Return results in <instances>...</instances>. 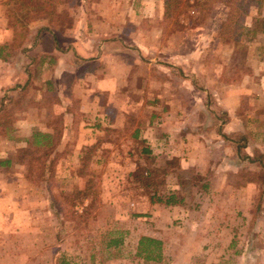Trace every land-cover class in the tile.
<instances>
[{"label":"rangeland","instance_id":"obj_1","mask_svg":"<svg viewBox=\"0 0 264 264\" xmlns=\"http://www.w3.org/2000/svg\"><path fill=\"white\" fill-rule=\"evenodd\" d=\"M189 5L164 19L163 0H0V29L12 36L6 54L16 52L10 62L28 79L18 85L26 87L22 101L9 107L14 117L6 124L11 130L0 136V158L12 159L23 146L29 130L21 118L42 119L35 114L47 112L28 103L39 100L44 78L57 76L53 66L36 67L43 58L35 47L42 32L50 37L44 49L55 51L45 59L68 51L76 37L84 48L86 59L58 69L63 98L73 94L76 108L90 97L85 84L109 78L117 88L99 97L96 137L67 134L46 181L23 167L0 168L4 178H18L7 188L13 200L5 209L0 202V264H58L60 256L68 264H264L263 171L246 160L233 163L236 155L245 156L234 150L244 146L242 134L235 141L226 139L224 148L202 151L184 138L192 132L195 141L214 134L217 122L224 123L236 106V93L242 94V115H249V97L264 93V85L254 81L264 77V0H189ZM75 80L76 92H68ZM16 84L4 91L0 107L17 96ZM219 103L229 112L217 116ZM79 137L84 145L73 147L71 139ZM142 148L149 154H140ZM220 155L224 166L217 171L225 179L218 198L211 192L218 185L216 165L207 162H217ZM171 158L179 159V168L163 164ZM152 160L160 168L156 180H164L157 193L182 196L179 208L152 206L137 188L135 179L144 176ZM204 183L210 185L209 194L201 190ZM84 185L90 186L92 200L88 217H64L59 192ZM116 232L122 233L123 243L116 257H109L114 251L103 249L100 236L116 238ZM142 235L160 242V261L143 262L134 255Z\"/></svg>","mask_w":264,"mask_h":264},{"label":"crops","instance_id":"obj_2","mask_svg":"<svg viewBox=\"0 0 264 264\" xmlns=\"http://www.w3.org/2000/svg\"><path fill=\"white\" fill-rule=\"evenodd\" d=\"M45 32V31H44ZM42 32L40 34V36L36 35L38 38V42L40 41V39H42L41 44H37V40H36V46H38L36 49L40 48V55H43V62L41 67H43V69H45V66L48 68L52 67L53 71L55 72L57 76H49L48 78H44L43 82H42V88H40L41 92H39L40 96H39V100H29L28 103H30L31 105H33V108L35 110H40L39 108L42 107V110H46L47 112L43 115L41 114H35L34 117L37 116H42V119H36L33 118V116H25V118H21L19 121L20 122H24L27 126H28V133L27 135L22 139L23 141V146H25V142L26 139L29 138V136L31 135L32 132H39V133H45V134H52L54 132H60V139H59V143L58 145L55 147L58 148L59 145H61V143H66L65 140L66 139V135L67 134H78V133H86V132H90V134L92 135V137H96V134L99 131V126L95 123V121H97V118L101 117L100 113H99V97H104V96H108V95H112V93H114V90L117 89L116 88V81L115 80H111L109 78L106 79H96L94 80V82H90L91 84H85V89L84 91H86V94H88L90 97L89 99L86 100V102L84 103L83 101L80 102V107L76 108V106L72 105L71 102L72 100H74V95L70 94L66 96V98H63L64 95V89H65V84H63V79L60 77L63 72H60L58 69H61L60 67H65L64 65L66 64V66H68V68L74 67L76 65V63L81 62V59H86L83 58L82 56V49L83 46L80 43V40L76 37V39L78 40V42H74L72 41V45H70L71 47L69 48L68 51L61 53L58 52L56 53V55L54 57H47V59L44 58V55H53L52 53H54V48H47L44 49V47L42 46L45 40H48L49 35H46L44 37H42L44 34H48L47 32ZM12 39V36L10 34V32H8L5 27L1 30L0 29V48H6L4 50V56H0V103H4V101H2V95H4V91L11 85H13L14 83L17 85L14 89L18 90V85L21 81H23V83L26 81V72H24V76L20 75V68L19 66H15L12 60L13 59H17L18 55L16 54V52H10V56H7V49H9V45H10V41ZM85 45H87V48L90 46L91 49L93 50V46L89 45L87 43H85ZM56 47V46H55ZM58 47H61L58 46ZM100 49V48H98ZM53 58V59H51ZM76 63H75V61ZM11 61V62H10ZM56 69V70H55ZM25 70V68H23V71ZM58 70V71H57ZM63 71H65L63 69ZM69 71V70H68ZM60 73V74H59ZM70 82L72 81V79L69 80ZM88 81V79L86 80ZM254 81H256L255 83L258 86H262L264 85V77L259 78V79H255ZM85 83V82H84ZM52 85L53 89L51 90L49 87L47 90V86ZM70 86L68 87V92L70 90L71 93H74V91L76 92V87L78 84V80L73 81L72 83L69 84ZM119 85V84H118ZM111 88H110V87ZM92 87H94L93 91H92ZM47 94H52V96L55 95V100L54 102L50 105L48 102V95ZM101 94V95H100ZM47 95V96H46ZM242 94H237L236 93V98H237V103L236 106L233 107H228V109L226 108L227 106L225 104H220L223 103L222 101V96L220 94H216L215 93V98L220 102V108H218L216 111L217 116H220L219 113L221 112H229V110L231 111V113L229 114H225L226 120L224 123H220L217 122V127L216 131H214V134L211 135V133L209 134L210 136L207 137H203L202 140H200L199 138H197V141H195V136H194V132H192V135L188 136V137H184L185 140H187V142L189 143H196L195 147L192 146H188V148L190 149V147H194V148H200L199 150H207V149H221L224 148V146H222L221 144H225L226 139L228 140H232L235 141L234 138L235 137H239L240 135L239 133H241V140L243 142H245L244 146L238 147L235 146L234 150L237 152V150H240L239 155H245L243 158H241V160L239 161L240 163H242L243 161L247 160L246 158H251V155L254 152H259L261 154H264V93H256V94H252L249 97L250 100V104L248 103V107L247 109H249V115H247V113H245L244 115H242V104L240 103V97ZM47 100H46V99ZM194 98V97H193ZM191 99V98H190ZM75 102V100H74ZM84 103V105H83ZM83 105V106H82ZM235 105V104H234ZM241 107L239 110L238 108ZM210 109V108H209ZM208 114H212V112H208ZM215 114V115H216ZM214 114L211 115V117L213 118V116H215ZM57 117L59 118V122L56 123L55 119L57 120ZM228 117V119H227ZM89 118L90 122H86L85 119ZM18 121V123H19ZM175 125H179L180 122L178 123L177 120ZM215 121V120H214ZM216 123V122H214ZM231 129L234 130H238V132L236 131L235 133H230ZM239 135V136H238ZM200 137V136H199ZM210 138V139H209ZM209 139V140H208ZM215 139V140H214ZM192 140V141H189ZM180 141L179 139H176V142ZM71 142H74L73 147H82L83 142L81 137H79V139L76 138H72ZM181 143V141H180ZM19 147V148H21ZM18 149V148H16ZM57 151V150H56ZM244 153V154H243ZM236 154V153H235ZM224 155V153H223ZM226 155V154H225ZM235 156V155H233ZM225 158V156H221L220 158L217 159V162H207L208 166H211L213 164L216 165V171L213 172L214 176H215V181L218 182L217 188L213 187V189L211 190L212 193H215L214 196L216 197H220L221 194L223 195L224 189L223 186L221 185V182H223V179H225L224 177V173H218L217 169L221 168L222 166H224V161L221 158ZM240 156L237 157V155L233 158V163H235L236 161H238ZM191 158V157H190ZM192 159L195 160V156L192 157ZM244 159V160H243ZM189 161L191 159H188ZM58 161V160H57ZM194 165L195 161L192 162ZM200 163V162H197ZM57 164V162H56ZM17 166V165H14ZM17 167H21V166H17ZM56 167V166H55ZM2 169V168H1ZM4 169V168H3ZM55 171V169H54ZM2 173V172H0ZM18 178H8V177H3L2 174H0V198H1V203L4 204V209L6 207V204H8V201H12L13 198L15 197V195H11L8 197V193H7V188L8 186L11 184L10 181L16 180ZM214 182L211 181V183ZM10 183V184H9ZM212 185H214V183H212ZM208 186V187H207ZM212 187V186H211ZM209 189H210V185L206 184V192L207 194H209ZM16 191L18 192V189H16ZM210 193V194H212ZM208 196V195H207ZM152 206H162V208H169V209H174V207L179 208L181 205L178 206H163V205H159V204H150ZM144 236V235H142ZM145 237H149V236H145ZM138 241V238L137 240ZM137 244V242H136Z\"/></svg>","mask_w":264,"mask_h":264},{"label":"trees","instance_id":"obj_3","mask_svg":"<svg viewBox=\"0 0 264 264\" xmlns=\"http://www.w3.org/2000/svg\"><path fill=\"white\" fill-rule=\"evenodd\" d=\"M190 7L191 6L189 5V0H163V18L170 19L174 16L179 15L180 13L185 12L186 9ZM175 23L178 24V21H176ZM179 27L183 26L179 25ZM260 31L261 33H264V19L260 21ZM5 49L6 48H0V56H4L3 52ZM42 62L43 58L38 61L36 67H41ZM25 86H28V84H26ZM48 87L51 90L53 89L52 85L47 86V90H49ZM17 88V91L19 92L17 93V96L10 97L8 105L3 108L0 107L2 108V110H0V136L5 134L7 131L11 130V128L7 129L8 126H6L8 122L11 123L10 120H12L14 117L12 116V114H10L9 107L13 104H19L22 96L25 93L26 87L22 86ZM54 100L55 95L52 96L51 99H48V103L51 105ZM23 108H25V106H23ZM136 134L137 132H134V136H136ZM59 139L60 132L58 131L52 133L51 135L39 132H32L29 138L26 139L25 146L15 150L12 159L0 158V168H9L14 165L21 166L25 168L28 173L37 174L40 181H46L49 176H52L56 166V162L58 160V158L53 157V155H55V147L58 145ZM149 151L150 150L148 148H142L140 149L139 153L147 155L149 154ZM243 157L244 156H240L238 161H240ZM246 159L247 163L255 164L259 169L263 171V179L261 181V184H264V154H261L256 151L251 155V158ZM152 161L153 162H149L148 166L146 167L144 176L140 177L139 179H135L137 188L141 192L147 194V200L150 204L155 203L163 205L165 207L178 206L183 204V197L177 196L173 192H169L166 194L157 193V186L163 185L164 180H156V175L158 174L160 168L156 166L154 160ZM163 164L170 165L176 168H179L180 166L178 158L164 160ZM201 190L203 192L206 191L205 183L201 186ZM89 191L90 186L84 185L83 188L73 187L71 190H61L59 192L61 204L64 208V212H62V214H64V217L69 216V218H75L79 220H84L88 217V212L90 210L92 202L89 196ZM77 207H79L80 209L79 213ZM121 234V232L114 233V235H117L116 238H108L111 233H108L107 236H100V241H102L103 249L106 252H109L110 249L114 251L113 253L109 254V257H116V249H118V247H120L123 243ZM99 244L101 243H98V245ZM234 245L235 240L232 238V241H230L228 244V248L231 249ZM134 255L140 258L143 262H158L161 259L160 242L156 239L140 236L136 244ZM57 262L58 264H68V262L63 256L58 257Z\"/></svg>","mask_w":264,"mask_h":264}]
</instances>
